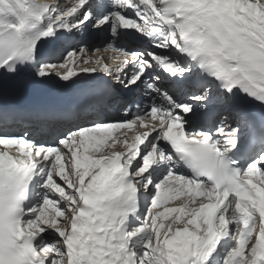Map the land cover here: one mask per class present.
<instances>
[{"label": "snow or ice", "instance_id": "snow-or-ice-1", "mask_svg": "<svg viewBox=\"0 0 264 264\" xmlns=\"http://www.w3.org/2000/svg\"><path fill=\"white\" fill-rule=\"evenodd\" d=\"M21 74L76 99L0 104V264H264V0H0Z\"/></svg>", "mask_w": 264, "mask_h": 264}, {"label": "rangeland", "instance_id": "rangeland-1", "mask_svg": "<svg viewBox=\"0 0 264 264\" xmlns=\"http://www.w3.org/2000/svg\"><path fill=\"white\" fill-rule=\"evenodd\" d=\"M102 34V33H101ZM95 34L93 32L88 33V35L86 36V38H84V40L88 43V45L91 46H99V44H97V42H101V43H106L107 40V34ZM93 36V37H92ZM99 40V41H98ZM95 41V42H94ZM118 115V114H117ZM117 115H113L117 116ZM177 203V202H176Z\"/></svg>", "mask_w": 264, "mask_h": 264}, {"label": "bare ground", "instance_id": "bare-ground-1", "mask_svg": "<svg viewBox=\"0 0 264 264\" xmlns=\"http://www.w3.org/2000/svg\"><path fill=\"white\" fill-rule=\"evenodd\" d=\"M90 32V31H89ZM88 33H86L82 38L84 39L85 37H86V35H87ZM102 34H104V33H102ZM101 34V35H102ZM93 37V36H92ZM99 41V40H98ZM95 42V41H94ZM97 44H99V47H103L104 46V43H101V42H97ZM129 99H131L132 97H131V95H129V97H128ZM114 109L115 108H112V109H106V112H107V114L109 115V116H112V111H114ZM116 110V109H115ZM116 113L118 114V115H122V110L118 113L117 112V110H116ZM16 128H17V126L16 125H14ZM16 128H12V127H8V130L9 131H11V132H22V131H24L25 129H16ZM13 151H15V148L13 147ZM178 203V202H177Z\"/></svg>", "mask_w": 264, "mask_h": 264}]
</instances>
